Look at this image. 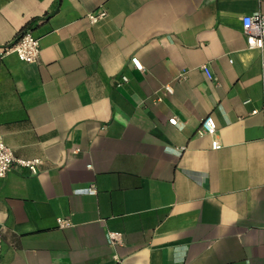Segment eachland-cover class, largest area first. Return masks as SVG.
I'll use <instances>...</instances> for the list:
<instances>
[{
	"label": "crops",
	"instance_id": "0c3cea01",
	"mask_svg": "<svg viewBox=\"0 0 264 264\" xmlns=\"http://www.w3.org/2000/svg\"><path fill=\"white\" fill-rule=\"evenodd\" d=\"M247 15L264 0H0V47L29 29L41 50L0 59V137L37 160L0 178V264H264ZM207 116L219 149L197 132Z\"/></svg>",
	"mask_w": 264,
	"mask_h": 264
},
{
	"label": "built area",
	"instance_id": "2783aa9c",
	"mask_svg": "<svg viewBox=\"0 0 264 264\" xmlns=\"http://www.w3.org/2000/svg\"><path fill=\"white\" fill-rule=\"evenodd\" d=\"M106 16L104 10H100L96 13H88L87 18L90 23H96ZM242 30L245 35L246 44L249 49H262L264 48V15H247L242 20ZM40 45L37 37L33 36L29 29L22 30L15 39L0 47V59L9 54H15L20 61L25 63H36L40 57ZM135 69L143 70L142 65L135 57L131 59ZM202 69L206 73L207 77L212 78L206 65L202 66ZM184 74H181V77ZM122 82H127L126 77H122ZM166 91H170L165 87ZM256 112V111H255ZM170 123L176 124L175 119H170ZM200 135H208L212 138V148H221V142L216 137L217 129L214 120L211 116H207L202 119L197 131ZM264 142V139H262ZM37 160L25 161L17 160L14 157L13 151L8 147L2 138L0 137V178H4L12 169L14 163H18L21 166L34 170ZM87 192L93 194L95 192L94 187H89ZM60 226H67L70 224L69 219H58ZM2 228L3 225L0 222V248L2 244ZM108 239L111 244H117L121 242V234L117 232H109Z\"/></svg>",
	"mask_w": 264,
	"mask_h": 264
},
{
	"label": "trees",
	"instance_id": "16d2710c",
	"mask_svg": "<svg viewBox=\"0 0 264 264\" xmlns=\"http://www.w3.org/2000/svg\"><path fill=\"white\" fill-rule=\"evenodd\" d=\"M20 33V32H19Z\"/></svg>",
	"mask_w": 264,
	"mask_h": 264
}]
</instances>
